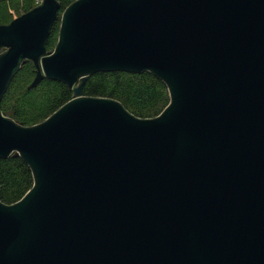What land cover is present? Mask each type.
Masks as SVG:
<instances>
[{"label": "water", "instance_id": "1", "mask_svg": "<svg viewBox=\"0 0 264 264\" xmlns=\"http://www.w3.org/2000/svg\"><path fill=\"white\" fill-rule=\"evenodd\" d=\"M58 0L0 24V102L30 61L72 98L0 159L31 188L0 201V264H264V0ZM59 19L57 43L46 42ZM99 72H149L169 102L138 118L83 95Z\"/></svg>", "mask_w": 264, "mask_h": 264}, {"label": "trees", "instance_id": "2", "mask_svg": "<svg viewBox=\"0 0 264 264\" xmlns=\"http://www.w3.org/2000/svg\"><path fill=\"white\" fill-rule=\"evenodd\" d=\"M40 0H0V24H7L20 12L30 10ZM60 14L74 0H58ZM58 23H55L54 28ZM32 66V64H31ZM25 64L12 79L2 101L1 112L23 126L40 123L72 98V93L59 82L44 79L30 90L27 86L34 76L33 66ZM83 95L110 98L138 118L159 115L169 102L166 86L149 72H99L88 78ZM29 168L18 157L0 159V201L12 204L31 188Z\"/></svg>", "mask_w": 264, "mask_h": 264}, {"label": "rangeland", "instance_id": "3", "mask_svg": "<svg viewBox=\"0 0 264 264\" xmlns=\"http://www.w3.org/2000/svg\"><path fill=\"white\" fill-rule=\"evenodd\" d=\"M40 1H41V0H40ZM40 1H39V2H40ZM39 2H37V4H38ZM19 12H20L19 15H21V11H19ZM22 13H23V12H22ZM51 34H52V35L50 36V39H49V41H48V49H52L54 43L56 42L55 38H56V35H57V27H55V28L52 29V33H51ZM25 64H28V65L31 66V63H30V62H26ZM25 64H24V65H25ZM31 67H32V66H31Z\"/></svg>", "mask_w": 264, "mask_h": 264}, {"label": "flooded vegetation", "instance_id": "4", "mask_svg": "<svg viewBox=\"0 0 264 264\" xmlns=\"http://www.w3.org/2000/svg\"><path fill=\"white\" fill-rule=\"evenodd\" d=\"M25 12H27V11H25ZM25 12H23V13H25ZM21 14H22V12H21ZM59 15H60V11H59ZM55 23H58V25H57V35H56V38H55V40H56V42L54 43V45H53V48L55 47V45H56V43H57V38H58V30H59V19H58V21L57 22H55ZM55 23H54V25H55ZM54 25H53V27L51 28V31H50V35H49V37H48V39H47V42H46V50H47V52L48 53H50L52 50H53V48L52 49H48V41H49V39H50V36L52 35L51 33H52V29L54 28ZM27 62H30V61H27ZM31 63V62H30ZM33 78H34V76H33ZM32 78V79H33ZM85 85V84H84ZM84 87V86H83ZM83 91V90H82ZM72 93V92H71ZM3 98V97H2ZM2 101V100H1ZM3 114V113H2ZM4 115V114H3ZM4 116H6V115H4Z\"/></svg>", "mask_w": 264, "mask_h": 264}]
</instances>
